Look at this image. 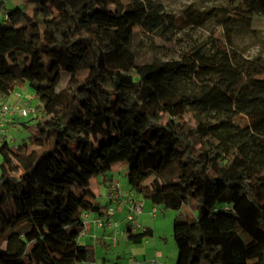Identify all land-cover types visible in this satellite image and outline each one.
<instances>
[{"label":"trees","instance_id":"obj_1","mask_svg":"<svg viewBox=\"0 0 264 264\" xmlns=\"http://www.w3.org/2000/svg\"><path fill=\"white\" fill-rule=\"evenodd\" d=\"M254 14L264 0L211 16ZM2 15L0 100L27 87L38 106L29 144L0 146V264H94L81 215L100 210L89 180L116 164L143 202L176 212L174 264H264L263 57L211 38L158 60L142 35L203 23L149 0H23Z\"/></svg>","mask_w":264,"mask_h":264},{"label":"rangeland","instance_id":"obj_2","mask_svg":"<svg viewBox=\"0 0 264 264\" xmlns=\"http://www.w3.org/2000/svg\"><path fill=\"white\" fill-rule=\"evenodd\" d=\"M155 4L161 5L164 12L171 15L174 18L184 16L185 13L193 11L197 16V19H202V25H189L182 29H172L170 33L159 32L156 35H142V40L145 46L148 47L153 56L161 61L177 60L180 55L189 50L191 47L207 43L211 38H217L227 41L234 49L241 52L246 58L252 59L256 56L264 58V19L260 14H254L250 17L249 24L242 21H234L232 26H227L226 23H222V20H218L216 17H212V13L222 12L226 10L233 12L235 7L240 5L242 0H149ZM20 5L23 4V0L19 1ZM14 3L11 0L7 1V8L14 9ZM43 18L47 19L53 15V11L44 10L42 14ZM3 15L0 13V19ZM186 18H189L188 16ZM68 77L62 75L58 85V90H62L67 87ZM17 93L20 94L19 98L14 96L12 100L17 99V103L13 105H21L29 108H35L37 110L38 102L33 97V93L30 89L23 88L17 89ZM10 104L12 102H9ZM34 114L27 118L15 117L13 124L8 125L6 132V140L10 146H16L18 144H29V137L36 131L35 122L32 120ZM38 118L41 116L37 114ZM36 116V117H37ZM122 168V169H121ZM125 165L116 164L110 171L106 173V177L118 180L119 183L127 184V178L125 174ZM102 179V176H97V180L92 182V187L98 190L100 184L98 181ZM98 188V189H97ZM102 202V200H99ZM151 207V204L147 201L144 208L145 214L146 208ZM183 213L192 215L188 208H184ZM144 214V213H143ZM148 215L141 216L142 222H148L152 226H155L154 241L157 242L163 250V254L169 257V263L173 262L176 254V246L172 238V230L174 218L176 212L163 211L157 207V212L154 216ZM127 213H123V220ZM118 219H116L117 221ZM114 221V219H113ZM140 221V222H141ZM119 222V220H118ZM124 222V221H123ZM141 222V224H142ZM121 224V223H120ZM153 228V227H152ZM116 243L113 245L112 240L105 241L104 244L87 243L89 246L95 247L97 260L103 261L104 264H115V260L120 264H126L125 261H129L130 256L135 252H138L140 247L138 245L129 244L125 245L121 241V237L116 236ZM149 241L152 240L148 239ZM85 242V238L81 240V243ZM127 247L129 249H127ZM167 261V262H168ZM130 262V261H129ZM132 264L144 263L140 258L136 260L132 259Z\"/></svg>","mask_w":264,"mask_h":264},{"label":"crops","instance_id":"obj_3","mask_svg":"<svg viewBox=\"0 0 264 264\" xmlns=\"http://www.w3.org/2000/svg\"><path fill=\"white\" fill-rule=\"evenodd\" d=\"M7 1L8 0H0V13L2 14L3 9H9L7 8ZM12 3L15 4V6H20L19 1L21 0H11ZM17 92V90L15 91ZM13 96L7 98L8 102H12L16 103V99L12 100ZM13 117H8L6 120V125L5 128H8V125L13 124ZM122 169V168H121ZM125 174H127V167L125 168ZM97 180V176L96 177H92L89 180V187L92 189V191L94 192V198L92 199L93 203L99 207V211L98 212H92V217H95L97 215H100L102 212H106V200H105V193H106V185L109 181L113 180V181H118V180H114L113 178H109L106 177V182L103 183V179H101L100 181H98V184H100V186L98 185L99 189L95 190L94 187H92V182ZM119 182V181H118ZM120 185V190L122 193L123 197H129L130 194L132 193V191L130 190L128 184H121ZM136 198H141L140 195H135ZM99 200H102V202H99ZM146 202L144 201L143 203V210H142V214L139 217V220L141 221V216L143 215H148L147 213H150L153 206L151 205V207L146 208L147 213L145 214L144 208L146 207ZM123 213H127V207L124 203L116 205V212L111 215V220L114 219V221H116V219L119 220V226L118 228H110V229H97L95 228V226L92 223H89L86 229V232L84 235H82L79 238V242L81 243V240L83 238H85V242L81 243L83 245H87V243H97V244H104L105 245V241H110L112 240L113 237L119 236L121 237V241H123L125 243L126 246H128L129 244L132 245H138L140 247L138 252L133 253V256H130L129 261H125L126 264H132V259L136 260L137 258H140L144 263H148L152 260H156L157 264H174L175 263V259H176V254L174 256L173 262L169 263L168 259L169 257H166L163 254V250L160 247V245L154 241V230H155V226H152L151 224H149L148 222H142L141 226L142 229H150L153 232V238L151 241L149 240H145V241H134V242H130L127 240L126 237V233H125V223L123 222ZM144 213V214H143ZM117 220V222H118ZM121 223V224H120ZM153 227V228H152ZM154 229V230H153ZM127 249H129L127 247ZM95 250V247H94ZM96 253V252H95ZM118 259L115 260V264H120L118 261ZM168 261V262H167ZM94 264H104L103 261L97 260Z\"/></svg>","mask_w":264,"mask_h":264},{"label":"built area","instance_id":"obj_4","mask_svg":"<svg viewBox=\"0 0 264 264\" xmlns=\"http://www.w3.org/2000/svg\"><path fill=\"white\" fill-rule=\"evenodd\" d=\"M15 98H19L20 94L15 92L13 94ZM17 103V99H16ZM36 113L35 108H29L25 106H21L19 104L13 105L10 104L7 98H3L0 100V146L6 140V132L5 128L6 120L8 117H19V118H27L32 114ZM105 199L109 204V208L107 212L102 216L92 217L90 211H85L81 215V220L84 226V231L82 235L85 234L87 226L89 223H92L97 229H110V228H118L119 222L113 221L110 219L112 213H115V206L124 203L127 207V215L124 219V222L127 227H129L132 232H138L142 230L141 222L139 220L140 215L143 210V200L141 198H136L135 194L132 192L129 197H123L120 185L118 181H113L109 183L106 187ZM157 212L155 208H153L150 212L151 216ZM81 235V236H82ZM116 238H112L113 245L116 243ZM142 264H157L156 260H152L148 263Z\"/></svg>","mask_w":264,"mask_h":264}]
</instances>
